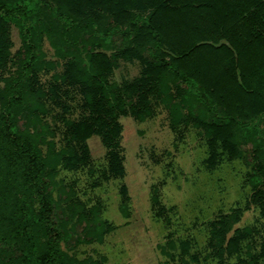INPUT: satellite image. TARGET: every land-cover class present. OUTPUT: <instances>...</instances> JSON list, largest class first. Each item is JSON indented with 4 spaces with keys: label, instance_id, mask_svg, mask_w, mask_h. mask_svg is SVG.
Returning a JSON list of instances; mask_svg holds the SVG:
<instances>
[{
    "label": "rangeland",
    "instance_id": "1",
    "mask_svg": "<svg viewBox=\"0 0 264 264\" xmlns=\"http://www.w3.org/2000/svg\"><path fill=\"white\" fill-rule=\"evenodd\" d=\"M190 2L188 6L170 1L157 9L147 0H73L69 7L82 24L92 18L100 28H107L114 20L130 21L134 12L150 11L154 22L167 26L164 56L178 59L189 69L197 64L208 68L211 49L220 52L228 48L232 54L226 68L216 75L207 70L197 77L203 79L215 106H231L238 118L264 133V70L259 67L264 63V50L246 45V21L241 17L236 22L230 10L238 2L229 1V9L221 0L217 8ZM215 9L219 11L217 20L212 15ZM217 21L220 31L213 29ZM62 24L51 18L42 36L40 45L49 64L34 77V84L45 112L36 128L28 126L40 137L44 151L49 141L58 153L71 146L66 121L89 119L91 113L83 105L79 87L64 85L53 92L57 76L86 48L105 58L117 51L108 41L97 46L87 33L79 35L76 45L64 43L59 29ZM210 30L215 38L206 37ZM233 38H240L237 49L230 41ZM9 40V55L0 64V87L17 67L21 39L13 24L9 25ZM250 53L251 67L241 57ZM144 67L138 53L117 55L109 81L129 84ZM158 101L153 102V112L145 120L131 114L119 118L122 176L109 174L110 149L96 134L86 141L84 162L73 168L59 165L54 195L60 206L67 214L81 210L77 204L82 205V211L98 208L103 223L102 241L84 239L70 253L98 264H264V202L249 182V157L239 153L236 143L227 147L222 140L213 154L200 128L189 121L173 126L166 104ZM20 125L23 128L26 122L22 120ZM244 146L240 142L245 150ZM80 149L77 147V152L83 154ZM221 216L228 217L229 223L217 224Z\"/></svg>",
    "mask_w": 264,
    "mask_h": 264
},
{
    "label": "trees",
    "instance_id": "2",
    "mask_svg": "<svg viewBox=\"0 0 264 264\" xmlns=\"http://www.w3.org/2000/svg\"><path fill=\"white\" fill-rule=\"evenodd\" d=\"M62 1L0 0V64L10 52V24L17 28L21 39L16 70L5 77L0 87V264H98L89 258L78 259L70 253L84 239L102 241L103 223L98 208L82 211V205L77 204L81 210L67 214L60 206L54 195L59 165L62 163L73 168L84 162L88 151L86 141L96 134L110 149L109 174L122 176L124 165L119 153L122 126L119 118L131 114L138 120H145L153 112V102L158 100L166 104L173 126L189 121L200 128L205 144L213 154L220 140L227 147L236 143L239 153L250 159L249 182L255 195L264 202V133L259 127L238 118L231 106L223 103L215 106L206 93L203 79L197 77L207 70L216 75L226 68L231 50L217 52L211 49L208 68L202 69L201 64H197L189 69L178 59L170 60L164 56L167 26L154 22L150 11L134 12L130 21L114 20L107 28H100L94 19L82 24L70 12L69 4L73 0ZM147 1L157 9L170 1H175L174 5L180 2L192 5L191 0ZM193 1L205 8L228 3V9L229 1H237L239 5L230 8L231 15L236 22L242 18L246 21L249 28L246 45L250 43L264 50V0ZM217 14L219 11L215 9L212 15L216 20ZM51 18L63 22L59 29L64 43L76 45L79 35L87 33L97 46L99 42L108 41L117 50L105 58L86 48L69 60L64 72L57 76L53 92H59V87L64 85L79 87L83 105L91 113L89 119L66 121L71 146L62 153L56 152L49 141L46 143L49 148L44 151L40 137L28 127L36 128L42 120L41 113L45 112L44 104L36 98L39 88L34 84V77L49 64L44 59L40 43ZM194 28L197 27L194 25ZM220 28L217 21L213 29L220 31ZM210 32L206 37L215 38L214 32ZM239 40H230L236 49ZM130 53L142 56L145 67L140 75L129 84L118 85L109 81L108 75L116 65L117 55L128 57ZM241 57L251 67V53ZM259 67L264 70V63ZM22 120L26 122L23 128L20 125ZM240 142L245 143V150L240 147ZM77 147L83 149V154L77 152ZM123 189L126 192L124 186ZM229 221L228 217L221 216L217 224Z\"/></svg>",
    "mask_w": 264,
    "mask_h": 264
}]
</instances>
